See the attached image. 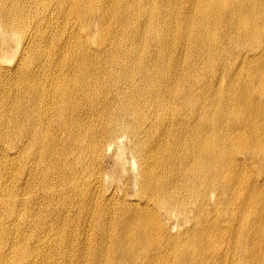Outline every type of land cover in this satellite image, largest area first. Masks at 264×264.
Listing matches in <instances>:
<instances>
[{
    "label": "bare ground",
    "instance_id": "6f19581e",
    "mask_svg": "<svg viewBox=\"0 0 264 264\" xmlns=\"http://www.w3.org/2000/svg\"><path fill=\"white\" fill-rule=\"evenodd\" d=\"M8 40L0 264H264V0H0Z\"/></svg>",
    "mask_w": 264,
    "mask_h": 264
},
{
    "label": "rangeland",
    "instance_id": "374dc122",
    "mask_svg": "<svg viewBox=\"0 0 264 264\" xmlns=\"http://www.w3.org/2000/svg\"><path fill=\"white\" fill-rule=\"evenodd\" d=\"M32 14V13H31ZM9 42L7 43V45L1 50L0 52V57H4V58H7L9 63L12 64L13 63V56L11 55L12 54V51H11V48L9 49V47L11 46V44L13 43V40H8ZM112 151L113 153L114 152V149L110 150L109 152L106 150V155L108 156L105 161H103V165L108 169L110 166L112 167V157H113V154H112ZM130 161V160H129ZM114 167V166H113ZM115 168V167H114ZM110 169V168H109ZM80 229L81 226H75V229ZM54 229V230H53ZM64 230L66 229L65 227L63 228ZM89 227H86L85 226V230H88ZM55 231L56 229L53 228V225L52 223L50 222L48 228H47V231ZM92 230V228H90V231ZM52 233V231H51Z\"/></svg>",
    "mask_w": 264,
    "mask_h": 264
}]
</instances>
